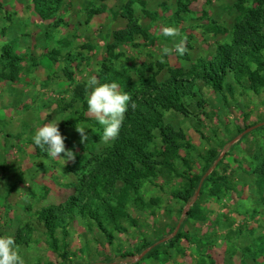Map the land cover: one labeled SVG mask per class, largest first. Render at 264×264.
<instances>
[{
    "label": "rangeland",
    "instance_id": "374dc122",
    "mask_svg": "<svg viewBox=\"0 0 264 264\" xmlns=\"http://www.w3.org/2000/svg\"><path fill=\"white\" fill-rule=\"evenodd\" d=\"M260 10L264 0H0V234L13 236L24 264H264L263 67L252 69L255 87L230 74L218 94L196 81L205 115L195 109L192 124L164 117L184 136L169 161L150 154L161 146L148 126L125 120L119 135L142 152L111 155L119 137L105 143L81 104L92 76L137 103L169 79L190 83L201 61L234 40L233 25ZM128 29L156 40L135 34L113 49L112 34ZM164 47L171 52L161 59ZM51 121L75 153L64 165L31 139ZM76 127L96 138L81 142ZM143 156L154 170L136 165L143 177L127 186Z\"/></svg>",
    "mask_w": 264,
    "mask_h": 264
},
{
    "label": "trees",
    "instance_id": "16d2710c",
    "mask_svg": "<svg viewBox=\"0 0 264 264\" xmlns=\"http://www.w3.org/2000/svg\"><path fill=\"white\" fill-rule=\"evenodd\" d=\"M180 10L182 11V9ZM232 31L234 40L231 41L230 44L219 45L212 57L214 59L213 61L209 59L201 61V65L197 69V74L190 83L183 82L176 78L169 79L154 88L153 92L149 94L147 98L143 99L141 103L130 101V103H135V107H130L125 113V121H130L136 126H148V129H145L144 127L142 128L144 133L147 136H150L151 139L149 140H151V142L156 140L160 141L157 145L159 144L161 148L153 151V154L150 152L151 155L159 157L160 155L167 153L169 156H166L165 159L169 161L173 154V150L176 148L173 142L175 140L177 141L176 138L184 140V136L180 132L176 133L169 126L164 125V117L166 115H172L189 124H192L194 118H197L198 116V114L196 115L194 113L195 109L200 110L201 115H205L203 105H201L202 100H198V96L194 91V83L196 81L211 88L218 94L222 93L225 86V80L230 74L237 83L242 82L247 77L248 81L252 83L254 87L259 85V76L257 73L253 72L252 69L254 66L264 68V57L259 49V47L264 44V11H248L243 16L241 22L233 25ZM135 34L140 35L144 42L149 41V43H153L156 40L155 36L150 37L148 34L143 32L140 33V31L134 33L133 30L128 29L112 34V48L115 49L121 45H129L134 41ZM132 45L135 47L138 44ZM2 57L12 61L20 60L16 56L10 58L9 52H5ZM227 87L228 86H226V88ZM80 99L82 100L83 97ZM81 104L83 107H87L85 101L82 100ZM138 106H141L144 109V112H141ZM146 111H150V114L147 115L145 113ZM156 117H159V119L158 122L154 123L153 119ZM118 137V140L120 139L118 148L115 147L110 154L115 156L119 151V147H134L133 156L137 159L136 154L140 155L142 152L141 147L134 146L131 140H127V138L120 135ZM95 138L96 135L93 134V132H90L87 136V142H93ZM118 140L116 142L114 141V144H116ZM211 155L214 158L216 154L211 153ZM215 158L217 157L215 156ZM144 160H148V157L143 156L141 163H139L138 160H135L134 164L133 162L130 164L131 178L125 181L127 186H130L131 184L133 186L136 179L139 180L143 177L142 169L137 170V166L145 168L147 174H151L154 170L151 163L149 162L148 164V162H145ZM206 172L195 179L194 184L191 186V190L193 191L189 193V198L192 197L195 190H197L198 186L202 183ZM100 181L101 179L96 180V184L100 183ZM124 196L125 194L122 195V197ZM180 235V232H177L176 237Z\"/></svg>",
    "mask_w": 264,
    "mask_h": 264
},
{
    "label": "clouds",
    "instance_id": "9594fccd",
    "mask_svg": "<svg viewBox=\"0 0 264 264\" xmlns=\"http://www.w3.org/2000/svg\"><path fill=\"white\" fill-rule=\"evenodd\" d=\"M166 37L176 35V29L166 28L163 32ZM186 51L183 42L175 45V52L182 56ZM171 49L164 47L161 50V59L169 55ZM86 87L90 89L86 97L88 112L102 126L101 139L107 143L119 136L125 120V113L129 108H134L135 103H130L131 96L122 90L116 82L98 83L95 76L87 80ZM84 127H76L75 131L80 134L81 142L87 139ZM32 142L38 148L53 158L60 159L63 165L67 161L75 159V153L65 148L66 137L61 134L58 123L51 121L38 127L31 137ZM61 153L63 155L61 156ZM0 264H24L22 257L17 251V246L12 235L0 234Z\"/></svg>",
    "mask_w": 264,
    "mask_h": 264
}]
</instances>
